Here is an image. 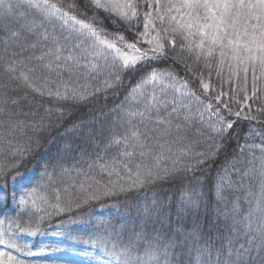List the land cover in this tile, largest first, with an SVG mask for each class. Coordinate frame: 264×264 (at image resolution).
Masks as SVG:
<instances>
[{
    "label": "snow or ice",
    "instance_id": "snow-or-ice-1",
    "mask_svg": "<svg viewBox=\"0 0 264 264\" xmlns=\"http://www.w3.org/2000/svg\"><path fill=\"white\" fill-rule=\"evenodd\" d=\"M83 5L84 10L77 13L75 3L65 6L60 0H0L3 71L10 80L22 83L34 93L56 103H82L96 93L121 87L124 73H142L117 106L119 118L109 128L103 148L97 145L95 154L86 162L81 156L86 169L78 164L53 166V172L58 167L60 175L71 181V184L64 182L65 192L71 186L87 194L81 203L75 204L76 209L90 200L115 197L166 179L168 160L175 156L173 149L181 145L180 155L172 160L173 167L191 154L192 149L183 144L181 133L186 135L187 128L195 121L206 126L215 140L207 151L196 153L195 164L185 165V170L193 171L223 151V142L234 126L219 107L232 114L223 100L225 93L214 97L215 104L212 98L206 103L187 80L179 79L170 69L153 65L170 58L178 61L186 53L197 63L203 61L209 75L213 64L218 76L227 70L229 79L243 78L247 83L251 75L253 95L256 82L264 79V0H143V3L141 0H83ZM101 13L124 31H109L100 19ZM185 68L193 71L187 64ZM101 77L102 87L89 92L90 82ZM196 82L204 93L210 91L202 72L196 73ZM9 104L17 105L18 101L7 96L0 99V147L6 145L14 158L30 150L22 148L19 141L14 143L13 137L31 122L26 124L17 119ZM55 111L61 116L64 114L63 109ZM235 115L240 117V112ZM32 126L43 129V120ZM252 147L259 148L262 155L248 161L250 167L240 173V182L253 181L257 190L246 197V207H241L237 200L230 210H217L223 217L224 231L216 241L209 239L201 243L198 226L189 233L191 243L188 238L177 240L182 229L173 230L170 219H161L157 214L160 228L153 227L149 238L146 227H142L134 233L135 243L121 247L113 244L109 249L99 237L95 241H83L68 236L65 246H46L33 251L27 243L18 242L12 222L4 228L5 221L0 219V264H29L21 257L48 251L65 254L60 264H77L76 256L91 255L76 251L73 245L78 243L98 247L102 253L98 257L101 264H264V143ZM10 167L14 166L0 165V175ZM45 175L52 179L47 168ZM97 175L107 177L106 181L97 179ZM43 188L44 185L32 187L20 195L21 210L29 202L36 213L46 212L38 202L53 208L57 214L74 210L71 201H62L59 188H52L55 203L51 204L46 194H40L39 189ZM223 190L221 176L216 184L218 200L223 199ZM12 198L15 200V195ZM181 200L189 210L200 206L196 192L183 195ZM154 207L144 206L142 215L146 220L152 218ZM42 220V216L37 218L35 228L20 227L19 223L16 227L20 234L34 237L40 233Z\"/></svg>",
    "mask_w": 264,
    "mask_h": 264
},
{
    "label": "trees",
    "instance_id": "trees-1",
    "mask_svg": "<svg viewBox=\"0 0 264 264\" xmlns=\"http://www.w3.org/2000/svg\"><path fill=\"white\" fill-rule=\"evenodd\" d=\"M60 2L65 6L75 3L77 13L84 10L83 0H60ZM142 11H147V8H142ZM100 19L109 31H124L122 26H114L103 13L100 14ZM125 34L131 39L128 33ZM3 35L0 32V36ZM179 44L177 37V50ZM185 64L191 66L193 71L189 72ZM153 66L170 69L179 79L187 80L206 103L208 98H212L215 104L214 97L221 92L225 93L223 100L228 103L232 114L222 106L219 107L221 114L232 121L234 126L223 142V151L213 161L196 167L193 171L185 170V165L195 164V154L207 151L208 145L215 140L206 126L195 121L192 127L187 128L186 135L181 133L184 136L183 144L190 145L192 152L181 158L173 167L172 160L180 155L178 149L181 145L173 149L175 156L168 160L169 174L166 179L115 197L90 200L87 205L76 209L75 204L81 203L87 194L81 192L78 187L71 186L65 192L64 182L71 184V181L60 175L58 167L53 172V166L61 163L67 166L78 164L86 169V163L81 161V156L86 162L90 155L95 154L97 145L103 148V141L108 135L109 128L119 118L115 111L117 106L121 104L128 90L135 85L142 73H124L121 87L96 93L90 96L87 102L56 103L47 96L34 93L22 83L10 80L4 73L0 61V99L5 96L10 100L16 99L18 104H9V108L17 113V119L24 120L26 124L31 122L22 131H17L13 137L14 143L19 141L22 148L29 147L30 150L18 153L13 158L6 145L0 147V165L14 166L0 175V219L5 221L4 228H8L9 222H12V231L17 233L19 243H27L33 251H39L46 246L48 248L65 246L68 236L83 241H95L99 237L109 249L113 244L121 247L130 242L135 243L134 233L139 232L142 227H146L151 238L153 227L160 228V223L156 219L157 214L161 219L168 217L173 230L177 227L182 229V234L177 240L188 238L191 243L189 233L194 226H198L201 243L209 239L216 241L218 234L224 231L223 217L217 210L219 209L220 212L230 210L237 200L240 201L241 207H246V197L257 189L255 183L248 179L241 183L240 173L250 167L248 161L253 160V156L259 158L262 155L259 148L252 146L264 143V79L256 82V92L253 95L251 75L247 83L243 78L229 79L227 70L218 76L215 64L209 75V69L204 67L203 61L197 63L186 53H182L178 61L170 58ZM199 72L203 73L205 82L210 85L208 93H204L196 82V73ZM90 83L89 92H92L93 89L102 87L103 78ZM195 107L193 105L194 109ZM58 108L64 110L63 116L55 111ZM47 109L53 111L48 112ZM236 112H240V117L235 115ZM24 113L28 115L25 116ZM246 116L254 119H246ZM41 120L44 124L43 129L32 126ZM253 130H256L255 134ZM46 168L52 175L51 180L45 175ZM221 176L224 177L223 199L218 200L216 184ZM96 178L102 182L107 179L100 175ZM39 185H44L39 192L48 196L50 204L55 203L52 188H59L62 201H71L74 210L57 214L53 208L40 202H38L39 206L46 212L36 213L30 202L21 210L18 205L19 196ZM192 192L199 194L200 206L198 209L189 210V207L182 203L181 197ZM13 195L16 197L15 200L12 198ZM145 205L149 207L155 205L152 208L153 216L149 220L142 215ZM29 213H32L31 225L28 224ZM41 216L43 220L39 222V234L33 237L19 233L17 223L20 227L35 228L37 218ZM168 227L166 223L165 228ZM140 246L143 247L142 244ZM73 247L76 251L91 253L89 256H76L77 264H101L98 257H101L102 253L98 247L94 248L83 243L75 244ZM64 255V253L48 251L37 256H22L21 259L28 261L29 264H60V258Z\"/></svg>",
    "mask_w": 264,
    "mask_h": 264
}]
</instances>
